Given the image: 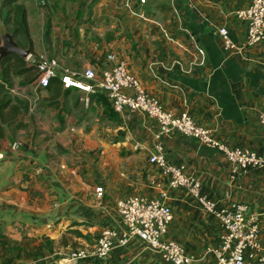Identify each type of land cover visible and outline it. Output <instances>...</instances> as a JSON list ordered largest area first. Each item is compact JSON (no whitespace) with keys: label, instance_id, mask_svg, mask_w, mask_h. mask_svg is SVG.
<instances>
[{"label":"crops","instance_id":"obj_1","mask_svg":"<svg viewBox=\"0 0 264 264\" xmlns=\"http://www.w3.org/2000/svg\"><path fill=\"white\" fill-rule=\"evenodd\" d=\"M20 1L34 45L26 67L47 55L74 72H100L115 54L166 109L188 112L231 147L264 153V43L238 53L218 34L226 26L235 43H245L247 25L235 12L251 0H134L144 18L125 0ZM9 96L12 105L19 98L28 110L11 119L7 107L0 117V264H61L68 254L60 250L66 230L96 243L104 227L118 226V200L156 198L163 190L174 212L169 237L185 245L192 264H217L209 248L221 246L220 222L185 189L171 188L150 162L155 119L130 108L115 112L102 95L65 88L59 77L42 88L37 71L16 77ZM163 146L167 160L199 180L219 207L245 202L259 212L264 246V169L235 175L223 153L178 132L165 136ZM257 254L264 257V251ZM86 264L171 263L134 241L105 262Z\"/></svg>","mask_w":264,"mask_h":264},{"label":"built area","instance_id":"obj_2","mask_svg":"<svg viewBox=\"0 0 264 264\" xmlns=\"http://www.w3.org/2000/svg\"><path fill=\"white\" fill-rule=\"evenodd\" d=\"M133 1L125 0L124 3L133 14L144 18V13L136 9ZM137 1L140 5L147 2ZM235 15L246 23L247 38L244 44L239 45L230 38L226 26L220 27L218 34L227 50L240 53L245 46L264 43V0H251L246 7L236 10ZM197 51L201 57L204 56V50L199 46ZM107 58L109 63L100 72L87 68L78 73L62 68L56 57L41 55L34 59L38 84L47 88L53 78L59 77L65 88L73 87L89 94H105L116 112L130 108L155 119L158 127L155 133V152L150 162L158 165L162 173L169 177L171 188L185 189L204 212L220 222L223 230L221 246L209 248L215 255L217 264H264L263 254H257L264 251L260 239L261 214L251 211L250 205L245 202L237 203L231 208L219 207L216 201L202 193L199 180L167 160L163 138L178 132L197 139L205 146L223 153L235 175L251 168L264 169V153L258 154L249 148L231 147L220 141L211 129L197 123L188 112L177 115L166 109L158 98L147 92L125 60L116 61L115 54H109ZM259 119L264 127V111ZM3 157L4 154L0 153V158ZM96 193L103 196L104 188L98 186ZM167 198L166 190L156 198L144 195L121 198L117 202L118 226L104 227L92 248L77 252L72 250L62 258L63 261L70 264L87 260L105 262L116 250L125 249L138 241L144 247L158 252L167 263L192 264V255L185 245L169 237L174 212Z\"/></svg>","mask_w":264,"mask_h":264},{"label":"trees","instance_id":"obj_3","mask_svg":"<svg viewBox=\"0 0 264 264\" xmlns=\"http://www.w3.org/2000/svg\"><path fill=\"white\" fill-rule=\"evenodd\" d=\"M0 15L7 28L14 35V38L18 44L24 48H31L33 51L34 45L28 25V10L26 5L20 0H2L0 3ZM26 65V59L20 57L19 55H12L5 58L0 65V117L2 118H4L3 111L7 107L11 108V119H13L12 117H14L18 111L28 110V105L19 98H16L15 105H12L11 102L13 98H10L11 96H9L10 91L13 89L14 79L16 77L26 73H29L35 77V72L37 71L36 65H31V67H26ZM97 94L105 97L113 109L111 102L108 100L105 94L101 92ZM113 111L115 110L113 109ZM4 136L5 132L0 123V138ZM73 232L77 235H82L79 230H73ZM6 250L8 251L9 248H6ZM87 262L99 261L87 260Z\"/></svg>","mask_w":264,"mask_h":264},{"label":"water","instance_id":"obj_4","mask_svg":"<svg viewBox=\"0 0 264 264\" xmlns=\"http://www.w3.org/2000/svg\"><path fill=\"white\" fill-rule=\"evenodd\" d=\"M32 54L31 48H24L18 44L14 35L7 28L5 22L0 18V65L3 60L12 55H19L24 59H28ZM6 136L10 147L15 146V140L12 137L11 131L6 127Z\"/></svg>","mask_w":264,"mask_h":264},{"label":"rangeland","instance_id":"obj_5","mask_svg":"<svg viewBox=\"0 0 264 264\" xmlns=\"http://www.w3.org/2000/svg\"><path fill=\"white\" fill-rule=\"evenodd\" d=\"M95 245V241L93 237L89 238V240H85L83 238H80L78 235H75L71 233L70 229L66 230L65 233L62 234L61 244H60V250H62V253H70V250H73L75 252L83 249H90ZM66 255V254H65ZM64 257V256H63ZM66 257V256H65ZM61 264H70L68 261L65 262L62 259ZM44 263V262H43ZM87 262H78L74 264H86Z\"/></svg>","mask_w":264,"mask_h":264},{"label":"bare ground","instance_id":"obj_6","mask_svg":"<svg viewBox=\"0 0 264 264\" xmlns=\"http://www.w3.org/2000/svg\"><path fill=\"white\" fill-rule=\"evenodd\" d=\"M67 262V261H66Z\"/></svg>","mask_w":264,"mask_h":264}]
</instances>
